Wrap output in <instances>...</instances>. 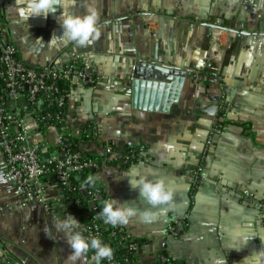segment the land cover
I'll return each instance as SVG.
<instances>
[{"label":"crops","instance_id":"0c3cea01","mask_svg":"<svg viewBox=\"0 0 264 264\" xmlns=\"http://www.w3.org/2000/svg\"><path fill=\"white\" fill-rule=\"evenodd\" d=\"M90 3L100 14L101 32L90 46L59 40L50 44L53 35L59 37L52 27H62V9L55 20L40 16L24 22L15 0L2 9L1 35L31 66L57 54L64 61L89 54L96 82L84 85L72 79L67 129L83 152L104 161L96 176L107 199L155 213L150 223L137 216L124 226L141 242L140 262H154L164 249L181 264H264V215L257 207L264 201V0H76L73 13L85 14ZM206 23L235 32L233 37L225 33L218 63L209 58ZM156 48L158 63L194 75L184 80L168 110L158 108L163 94L156 104L157 96L150 92V106L142 109L133 105L131 96L108 88V77L116 71L120 77L130 60L149 61ZM211 105H216L214 115L200 111ZM215 119L204 178L193 191L191 172L200 164ZM43 141L50 152L54 127ZM133 170L152 180L164 178L174 189L172 202L151 209L141 201L139 190H132L125 177ZM43 182L56 204L51 215L35 202L19 205V189L0 154V264H8L7 255L18 264H73L67 259L72 249L55 222L71 214L81 223L80 231L82 212L63 204L57 182L45 176ZM169 226L179 234L160 232ZM91 256L89 252L87 264H93Z\"/></svg>","mask_w":264,"mask_h":264},{"label":"built area","instance_id":"2783aa9c","mask_svg":"<svg viewBox=\"0 0 264 264\" xmlns=\"http://www.w3.org/2000/svg\"><path fill=\"white\" fill-rule=\"evenodd\" d=\"M12 1L14 0H0V12ZM225 33L231 37L235 35V32L229 30L218 28L212 30L209 58L213 63H218L223 58ZM88 56L89 54L84 52L64 61L57 54L41 66H31L19 58L13 44L0 39V154L6 161L8 175L19 189L21 207L35 202L47 214H53L56 204L50 200L45 188L43 182L45 174L52 169L54 179L62 189H75L76 185L71 182V175L80 174L85 169L97 166L93 159H83L79 151L71 147L70 138L73 136L67 129V118L60 110L65 105L67 94L60 87L59 81L78 78L84 85H93L96 82V74L90 67ZM42 104L53 111L39 113L38 107ZM50 120L53 122L56 141L52 150L48 152L43 141L46 131L39 132V128L41 124L46 125ZM217 126L215 119L201 152L200 164L191 172L193 191L202 184L203 162L209 153ZM39 135L43 138L39 139ZM111 151L112 147H108L107 152ZM60 152L66 154L64 160L59 159ZM90 195L95 201L105 200L100 189L92 190ZM73 203L76 204L77 200ZM257 207L264 215V201L258 202ZM92 209L100 212L95 205ZM87 219H91L89 215ZM262 222L264 223V217ZM80 231L86 238L99 237L105 243L101 225L94 220L83 223ZM160 232L173 236L179 234V230L172 226ZM111 236H118L126 250L119 255L114 253L111 260L102 261L104 264L141 263L139 243L128 235L124 226L114 227ZM5 258L8 264H18L9 255ZM150 264H168L165 250L163 249L157 259Z\"/></svg>","mask_w":264,"mask_h":264},{"label":"clouds","instance_id":"9594fccd","mask_svg":"<svg viewBox=\"0 0 264 264\" xmlns=\"http://www.w3.org/2000/svg\"><path fill=\"white\" fill-rule=\"evenodd\" d=\"M15 4L18 16L24 22H27L31 17L43 16L47 19L50 14H55L58 8L62 9L58 22L64 29L63 35L60 37L53 35L50 44L59 40L74 42L77 46L87 47L100 38V14L94 3L86 5L83 15L74 14L72 11L76 5V0H15ZM125 177L128 178L131 189H138L140 200L146 202L151 209L172 202L174 189L164 178L152 180L135 170ZM98 180L99 177L88 175L81 187L95 186ZM101 203L102 209L99 216L105 224L112 227L126 226L137 216L145 223H150L157 218L153 211L145 209L141 212L132 207L130 202L121 203L113 198ZM80 224L71 214H67L66 218L55 222L57 231L64 233L66 243L72 249V253L67 259L73 264H76L77 261H80L81 264H87L88 254L91 252L93 264H101L105 259L111 260L114 256L113 248L109 244L103 243L99 237L86 238L81 231L76 230Z\"/></svg>","mask_w":264,"mask_h":264},{"label":"water","instance_id":"95a60500","mask_svg":"<svg viewBox=\"0 0 264 264\" xmlns=\"http://www.w3.org/2000/svg\"><path fill=\"white\" fill-rule=\"evenodd\" d=\"M59 11L60 9L58 8L55 14L49 15V18L51 20H55ZM206 26L208 29L207 34L210 38L212 30L215 28L232 31L229 28L212 23H206ZM52 28L59 33V37L62 36V27ZM186 78H190L192 80L194 79V75L186 69L158 63L156 48L153 58L149 61H146L142 57L136 60H130L129 62H127V68L120 77L118 76L117 71L114 72L112 76L108 77V79L112 82V84L108 88L117 89L121 93H124L127 96H131V98L133 99V105L142 107V109H146L147 106H150L147 99L150 92L151 95L157 96L156 104L158 103V101L160 102V97L163 94L164 96L161 107L155 105L154 108L158 107L164 110H168L172 101H177L184 80ZM108 79H106V81ZM122 81H124V83ZM197 90H200V87H198ZM200 111L202 113H210L211 115H214V113L216 112V105L205 107V109H201ZM38 138L42 139L43 136L39 135ZM34 140L37 141L36 138ZM58 157L59 159L64 160L66 154L64 152H60L58 154Z\"/></svg>","mask_w":264,"mask_h":264},{"label":"trees","instance_id":"16d2710c","mask_svg":"<svg viewBox=\"0 0 264 264\" xmlns=\"http://www.w3.org/2000/svg\"><path fill=\"white\" fill-rule=\"evenodd\" d=\"M0 39H2L1 25H0ZM71 81H72V79H62L61 81H59L60 87L63 88L64 92L67 94L65 105L60 109L63 116H66L68 114L67 101H68V94L72 88V82ZM47 111H53V110L49 107H46L44 104H42L41 107H38V112L41 114H43ZM222 113L223 112H220L219 116L222 115ZM33 116H35V114ZM52 126H53V122L51 120L48 121L46 125L41 124V126L39 128V132L44 133L48 129L52 128ZM70 139H71V147L74 150L79 151V153L81 154V157L83 159H87V158L93 159L97 163V166L94 168L90 167L88 169H85L80 174L71 175L70 179H71V182L74 185H76L75 189H62V187L57 183V187L61 188L63 191L62 202L69 209L76 211L79 214H81V212H82V217H83L84 223H87L89 220H94L97 223H99L101 225L102 230H103L104 242L106 244H109L113 248L115 254L119 255L121 253H125L126 249H124L123 245L120 243L119 237L118 236H111V231L114 229V227H112L111 225L105 224L103 219L100 218L99 212L93 211V209H92V207L95 205L101 211V209H102V203L101 202L102 201L93 200L91 198V195H90L91 191L94 189H100L103 198H105V200H107V196H106L104 190L102 189V187L98 183H96L95 186H87L85 188L81 187V185L83 184L84 180L86 179V177L88 175L96 176L98 170L101 169L104 161L101 160V157H99V156L97 157V156L83 152L79 147V140L77 138L72 137ZM131 156L132 155L130 154L128 159H127V162L131 159ZM45 177H47L52 182H57L55 179L53 180L54 173H53L52 169L45 174ZM45 188L47 190V187H45ZM76 200H77V203L76 204L73 203V201H76ZM87 215H89V217L91 219H87ZM137 242L139 243V246L141 248V242L140 241H137ZM167 259H168V264L178 263V262L172 260L168 254H167ZM137 264H142V263H137ZM179 264H181V263H179Z\"/></svg>","mask_w":264,"mask_h":264},{"label":"flooded vegetation","instance_id":"af4514ba","mask_svg":"<svg viewBox=\"0 0 264 264\" xmlns=\"http://www.w3.org/2000/svg\"><path fill=\"white\" fill-rule=\"evenodd\" d=\"M1 13H2V11H1ZM1 13H0V14H1Z\"/></svg>","mask_w":264,"mask_h":264}]
</instances>
